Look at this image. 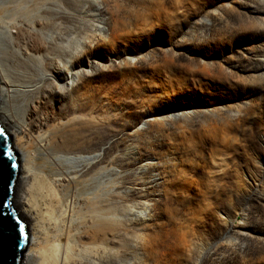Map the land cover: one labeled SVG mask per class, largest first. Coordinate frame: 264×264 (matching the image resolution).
I'll return each instance as SVG.
<instances>
[{
    "label": "rangeland",
    "instance_id": "374dc122",
    "mask_svg": "<svg viewBox=\"0 0 264 264\" xmlns=\"http://www.w3.org/2000/svg\"><path fill=\"white\" fill-rule=\"evenodd\" d=\"M68 2L64 45L82 53L59 92L82 80L109 109L83 164L99 163L94 190L130 228L109 264H264V0ZM131 181L152 196L131 200Z\"/></svg>",
    "mask_w": 264,
    "mask_h": 264
},
{
    "label": "bare ground",
    "instance_id": "6f19581e",
    "mask_svg": "<svg viewBox=\"0 0 264 264\" xmlns=\"http://www.w3.org/2000/svg\"><path fill=\"white\" fill-rule=\"evenodd\" d=\"M67 4L68 0H0V124L12 136L13 151L25 158L19 162L17 180L22 187L13 205L22 217L14 207L17 218L29 225L32 248L24 264L27 259L29 264H103L104 256V264H109L116 252L106 244L130 229L112 217L113 211L94 190L99 163L83 164L82 153H90L95 140L91 133L103 121L98 111L110 113L109 109L85 96L82 80L69 95L59 92L70 69L66 58L77 66L75 59L82 53L72 56L64 45L66 23L73 20ZM76 35L80 39V32ZM99 36L94 28L93 37ZM58 58L59 73L52 75L50 61ZM44 86L54 96L47 95ZM60 100L65 103L57 107ZM136 136H130L131 141ZM71 161L76 163L69 166ZM130 184L135 188L128 193L131 200L152 196L141 193L135 181Z\"/></svg>",
    "mask_w": 264,
    "mask_h": 264
},
{
    "label": "water",
    "instance_id": "95a60500",
    "mask_svg": "<svg viewBox=\"0 0 264 264\" xmlns=\"http://www.w3.org/2000/svg\"><path fill=\"white\" fill-rule=\"evenodd\" d=\"M17 169L16 155L0 126V264H19L26 247L25 226L10 206Z\"/></svg>",
    "mask_w": 264,
    "mask_h": 264
}]
</instances>
